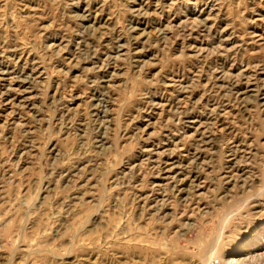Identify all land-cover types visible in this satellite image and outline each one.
I'll use <instances>...</instances> for the list:
<instances>
[{"label": "rangeland", "instance_id": "obj_1", "mask_svg": "<svg viewBox=\"0 0 264 264\" xmlns=\"http://www.w3.org/2000/svg\"><path fill=\"white\" fill-rule=\"evenodd\" d=\"M263 228L264 0H0V264H227Z\"/></svg>", "mask_w": 264, "mask_h": 264}, {"label": "bare ground", "instance_id": "obj_2", "mask_svg": "<svg viewBox=\"0 0 264 264\" xmlns=\"http://www.w3.org/2000/svg\"><path fill=\"white\" fill-rule=\"evenodd\" d=\"M4 78L6 79V77H4ZM21 83H23V82H21ZM15 89H17V88H15ZM18 91L22 96L24 94H27L26 90L22 89V90H18ZM253 236H254L255 241H248L246 243V245L244 244L245 246H242L241 248L237 249L236 251L228 254V256L225 257V262L227 264H260V263H263L264 262V240H263L264 239V228H263L262 232H261V230H255V234Z\"/></svg>", "mask_w": 264, "mask_h": 264}]
</instances>
